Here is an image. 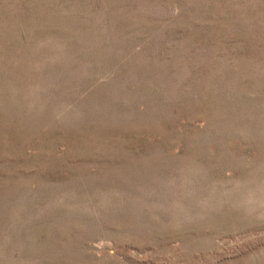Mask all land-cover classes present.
I'll return each instance as SVG.
<instances>
[{"label":"rangeland","instance_id":"obj_1","mask_svg":"<svg viewBox=\"0 0 264 264\" xmlns=\"http://www.w3.org/2000/svg\"><path fill=\"white\" fill-rule=\"evenodd\" d=\"M0 264H264V0H0Z\"/></svg>","mask_w":264,"mask_h":264}]
</instances>
